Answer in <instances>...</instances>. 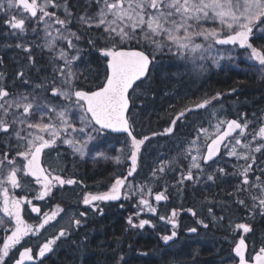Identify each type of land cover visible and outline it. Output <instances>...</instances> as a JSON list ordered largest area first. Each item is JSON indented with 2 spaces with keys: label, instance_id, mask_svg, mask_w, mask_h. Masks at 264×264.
Segmentation results:
<instances>
[{
  "label": "snow or ice",
  "instance_id": "1",
  "mask_svg": "<svg viewBox=\"0 0 264 264\" xmlns=\"http://www.w3.org/2000/svg\"><path fill=\"white\" fill-rule=\"evenodd\" d=\"M85 3V11L77 14L72 0H0V11L5 14L3 24L11 30L9 34L21 41L15 47L27 53L29 63L34 66L32 45L24 43L23 38L29 31L34 36L42 32V43L36 47L47 49L54 66L51 77H45L34 86L24 79L23 71L17 73L21 83L30 86L31 91H12L0 83V143L6 147L0 152V212L11 224L5 229L10 234L3 238L0 246V264H6L5 258L13 250L19 251L15 264L33 260V249L24 246L26 238L44 229L63 211L57 205L56 210L43 214L38 225L29 224L22 212L24 205L32 201L27 196L13 195L14 190L31 188L34 183L40 186L35 199L42 200L57 187L78 183L75 178L62 174L65 168L61 166L60 154L57 152L55 158L51 156L59 144L68 145L81 160L90 157L93 161L126 163V174L115 175L106 191L85 193L82 202L102 215L100 203L121 199L123 190L128 187V177L137 173L142 148L151 139L136 132V94L157 69L160 56L178 58L190 64L194 71L203 72L205 61L211 60L218 66L217 57L224 59L216 45H232L247 53V61L252 62L249 68L264 78V43L256 46L253 42L264 41V0H85ZM91 32L99 35L93 37ZM85 37L88 48L97 53L103 69L94 72L88 69L95 81L92 86L81 83L90 79L79 66L84 63L80 44ZM221 95L216 93L181 109L164 133H152V136L174 134L189 114L207 108ZM110 133L123 137L117 138L121 146L114 150L115 155L110 154L111 146L107 143ZM189 143L196 147L197 154L192 155L191 149L183 154L184 159L191 157V164L186 174L181 173L180 183L194 179L192 169L202 173L217 165L225 155L235 157L234 167L238 171L233 174L240 179L236 194L248 193L253 208L264 215V119L249 121L246 114L239 119L218 118L211 130L199 127ZM257 154L261 158L259 162ZM176 163L161 160L153 176L164 173ZM214 171L227 174L221 167ZM207 179L214 181L215 176L208 174ZM139 191V204L156 214L157 209L144 198L145 189L142 187ZM147 195H152L151 189H147ZM166 199L162 192L155 194L156 202ZM237 203L244 205L245 201L237 200ZM31 210L38 214L41 211L35 206ZM188 211L196 215L192 209ZM79 216L81 219L70 221L77 228L84 223L87 213L81 212ZM175 216L173 209L171 217H159L171 225L172 231L160 236L163 247L156 258L157 264H174L168 257L175 255L171 248L178 236ZM5 223L0 218V225ZM128 223L141 229L146 225L155 227L147 219L135 224L129 217ZM199 223L208 227L203 221ZM235 228L244 233L252 231L245 223L236 224ZM188 232L196 233L197 228H189ZM68 234V229L61 228L39 245L38 256L51 253L56 242ZM233 243L235 256L232 259L238 258L236 264H264V244L258 250L253 246L249 252L245 236ZM18 245L22 250L17 249ZM139 255L148 256V253ZM123 259L120 256L117 264Z\"/></svg>",
  "mask_w": 264,
  "mask_h": 264
},
{
  "label": "trees",
  "instance_id": "2",
  "mask_svg": "<svg viewBox=\"0 0 264 264\" xmlns=\"http://www.w3.org/2000/svg\"><path fill=\"white\" fill-rule=\"evenodd\" d=\"M72 3L75 5L73 11L77 14L85 11V0H72ZM90 35L96 37L99 33L91 32ZM41 41L30 42L31 54L35 56L34 66L29 63L27 55H19L22 50L19 51V48L15 47L16 44H7L1 48L3 42L0 43V51L5 53L0 61V73H3L0 83L11 87L13 91H31L30 86L21 83L17 73L23 71L24 79L28 80L31 86L41 82L45 77H51L54 71V66L50 62L51 56L47 49L36 47L37 44L42 43ZM80 47L84 50V63L79 66L86 73L89 68L93 72L97 69L102 71L97 53L88 48L87 37L81 41ZM248 65L240 64L227 76L220 75L215 80L213 73L196 72L194 74L191 72L192 67L184 61L169 55L160 56L157 69L152 71L149 80L136 94L137 107L134 116L136 132L148 135L151 139L142 148V159L132 179L136 183L135 195L132 191H128L127 199L123 198L120 201L121 210L115 208L111 211L116 220H105L96 228H89V235L81 231L79 235L76 233L71 236L70 229L69 234L54 245L55 257L50 255L37 264H77L69 259L72 249H104L88 252V257L84 260L86 264H117L120 256L124 259L119 264H157L156 258L163 247L160 236L171 232L170 224L160 220L159 217H171L173 209L176 210L175 220L179 227L176 229L178 236L175 243L171 244L175 255H170L168 259L174 261V264H234L232 246L239 231L233 229V224H229V221H232L229 219L233 218L251 227L252 231L246 237L251 249L253 246L258 249L264 244V215L259 209L253 208V202L248 193L236 194L240 179L233 174L238 171L234 167L237 164L235 157L224 156L219 159L217 165L207 168L202 173L192 169L194 179L179 182L181 173L186 174L189 166L190 157L188 159L183 157V154L192 147L189 142L195 138L199 127H205L206 123L210 124L208 119H211L212 115L208 113V108L219 103L229 109L225 112V118H241L243 114H246L249 121L264 119V79ZM88 74L89 81L81 80L84 86H92L95 82L91 79L92 74ZM216 93L222 94L218 100H214L205 109L189 114L187 119L176 127L174 134L152 136V133H164L165 128L170 126L171 119L181 109L192 107L194 102L211 98ZM232 103L238 106V115L234 114ZM117 138L123 139L122 136L108 135L107 137L108 145L111 144L109 151L112 155L116 154V152L113 153V143L117 141ZM63 156L65 162H69L66 152ZM257 157L259 162L261 159L259 154ZM161 160L177 161V163L167 168L164 173L153 176V170L159 168ZM113 163L112 161L106 163V171L113 167ZM239 163L243 164V161ZM74 165L80 167L76 176L88 184L89 192L101 191L102 187L109 183L106 181L102 186L99 177V160L93 161L90 158L86 165L75 163ZM124 165L125 163L122 164L123 167ZM217 167L224 168L227 174L215 172L214 169ZM208 174H213L215 180H208ZM142 187L145 192L151 189L153 195L162 192L167 197L163 203L155 204L152 197L148 200L156 209L159 206H165L168 209L162 213L157 210V213L153 214L143 208L139 204L141 199L139 190ZM66 199V193L60 191L56 199L58 202H53V198L50 197L47 203L55 208L59 205L63 209L62 212H65L68 211ZM237 200H244L245 204L240 205ZM142 208L143 211H141ZM133 209L136 211L137 224L139 220L147 219L155 227L150 225H146L143 229L137 227L135 233H132L128 218L133 214ZM188 209H192L196 215L193 216ZM138 212L139 215H137ZM208 215L215 220H211ZM199 221L208 224V227L204 228ZM114 226H117L121 233H113ZM9 227H11L10 223ZM192 227L197 228L196 233L188 232V229ZM2 230L3 228L0 230V245L4 236L10 234ZM42 231L43 229H40L36 234H30V238H26L27 243L22 242V244L31 247L34 252L39 246ZM57 233L58 231L53 236ZM17 249L20 250L21 246L18 245ZM18 252V250L10 252L5 258L6 264H12ZM141 252L148 253V256L139 255Z\"/></svg>",
  "mask_w": 264,
  "mask_h": 264
},
{
  "label": "flooded vegetation",
  "instance_id": "3",
  "mask_svg": "<svg viewBox=\"0 0 264 264\" xmlns=\"http://www.w3.org/2000/svg\"><path fill=\"white\" fill-rule=\"evenodd\" d=\"M12 11L15 12V9H13ZM4 18H5L4 12L0 11V43L3 42V45L1 48H4V45H7V44H17V43L21 42L15 36L9 34L11 30H9L3 24ZM42 36H43L42 32L39 35L34 36L32 34V32L29 31L28 34L23 38V42L26 44H30L31 41L41 40ZM262 43H264V41H261L259 39L254 40V44L256 46H260ZM229 47L232 50H236V51L240 52L241 54H247L243 49H239L236 46H229ZM4 55H5V53L0 51V61L2 58H4ZM19 55L20 56H26V55L28 56V54L25 53L23 50ZM32 56L35 58L34 55H32ZM50 60H51V58H50ZM247 63H252V62H247V61L241 62V61H239V65L240 64H247ZM215 68L213 70H210L209 73H207V74L213 73L215 80L220 75H222L224 77V76H227L232 71V69L230 67L225 68V67H222V65L216 66ZM10 89L12 90L11 87H10ZM0 136H2V134H0ZM13 143H15V142L13 141ZM119 148H120L119 143H117V141H116L114 143L113 153L115 154L114 150L119 149ZM5 150H6L5 145L0 143V152H3ZM56 152H58V151H54V153H56ZM64 152H66V155L69 158V162H65L66 160H63V166L62 167H64L65 170L63 171L62 174L66 178H75L78 181L77 184L65 185L63 187H57V188L53 189V193L50 196L45 197L42 200L35 199V196H36L35 189L32 191H29L27 194H26V189H24V190L16 189V190H14V192L12 194L17 195V196H21V197L27 196L28 199L32 201L31 204H25L24 205V211L22 212V215H23V218L25 219V221L28 222L29 224L38 225L40 222L37 219H35V217L32 215V210H31L32 207L33 206L40 207L41 202L43 201V202L47 203L49 201L50 197L53 198V202H58V200H56V199L58 197L59 192L64 191L66 193V197H67V199H66L67 205L66 206L68 207V211L71 213V219L72 218L81 219V217L79 216V213H81V212L87 213V216L85 218H83L84 223L79 228H77L74 224H71L70 235L73 236L76 233L79 235L81 231H84L87 233V235H89V228L94 229L99 225V223H101L105 220H109V221L116 220L115 215H113L114 213H112L111 211L115 210V208H118V210H121L120 201L123 198L128 197V191H132V193L135 195L136 183L134 180H132L134 177V174L132 176L128 177V181H127L128 187H126L123 190L122 195H121V199L119 201H117V202L110 201V202H104V203L99 204V207L103 208V214L101 215L99 212L93 211L91 206H87V205L83 204V202H82L83 196L85 193L89 192L88 184L87 183L85 184L76 176V172L80 169V167L75 166L74 163L86 165L89 163L90 158H86L84 160H81L77 156L72 154L71 150L68 152L67 151H64ZM64 152L61 154V156L63 158H64V156H63ZM108 162L109 161H106L103 159L99 160V163H100V165H99V170H100L99 177L101 179L102 186L105 185L106 181H109V183H107V185H105V187H102L103 190L94 191L93 193L106 191L107 188L110 186V183H111V181L115 175L121 174V173H123V174L127 173V164L126 163H125L124 167L122 166V164L117 165V164L113 163V167H110L108 169V171H106L105 165ZM28 179H31V178H28ZM34 185H36V184H34ZM36 186L39 187V185H36ZM131 217L133 219V223L137 224L135 209H133V214L131 215ZM0 218H3L5 221H7L6 228H8L9 227V219L7 217H4L2 212H0ZM130 228H131V232L135 233L137 227H132L130 225ZM116 232L121 233L117 229V226H114L113 233H116ZM249 233H246V234H249ZM239 237H240V235H239ZM245 237H247V235ZM37 250L38 249H36V251L34 252V256H36ZM94 250H104V249H72L71 250L72 252L69 256V259L71 260V262L75 261L77 264H86L84 262V260L86 259V257H88L87 253L94 251ZM248 251L251 252L252 249L249 247ZM54 253L56 254V249H54L53 254Z\"/></svg>",
  "mask_w": 264,
  "mask_h": 264
},
{
  "label": "rangeland",
  "instance_id": "4",
  "mask_svg": "<svg viewBox=\"0 0 264 264\" xmlns=\"http://www.w3.org/2000/svg\"><path fill=\"white\" fill-rule=\"evenodd\" d=\"M215 48L219 51L220 55H222L224 57V59H219L217 57V59H218V66H221L222 65V67H225V68H229V67L232 68V67L238 66L239 65V61L242 62L245 59H247V56H246V58H244L241 55L240 56L232 57V55H234V50H232L231 48H229V49H220V48H217L216 46H215ZM213 55H215V53H213ZM229 56L231 57V59H229ZM219 61H222V63L220 65H219ZM204 65H205L204 71L203 72H198V73L205 74L206 72H209L210 70H213L217 66L216 64H213L211 60L205 61L204 62ZM189 67H192V66L189 64ZM191 72H193L194 74L196 73V71H194L193 69L191 70ZM231 107L233 109L234 114L235 115H238V106L236 105V103H232V106ZM207 110H208V113L210 115H212V118L211 119H208V122H210V124L206 123L205 128H209L211 130V126H213V125H215L217 123V119L218 118L219 119H225V112L227 110H229V109L225 105H222V104L217 103L214 106L208 108ZM199 143L201 144V147H202V139H201V141ZM109 145L111 146V144H109ZM191 149H192L191 154L192 155H196L197 154L196 147L195 146H192ZM64 150H66L67 152L71 150V153L73 154L72 149L68 145H66V144H59L57 146V148H56L55 151H58V153L61 156V154L64 152ZM51 156L53 158H55L57 156V152L54 153V151H53L51 153ZM226 157L227 158H232V157H229V156H226ZM60 158H61V166H63V160L64 159H63L62 156ZM190 164H191V157H190V160H189V165ZM25 189H26V194L29 191H32V190L35 189V193L37 195L38 192H39L40 186L37 187L36 185L32 184V187L31 188H25ZM152 195L151 196H148L147 195V191H146L144 193V198L150 199L152 197ZM167 209L168 208L165 207V206L164 207L163 206L157 207V210L160 213H162L163 211H166ZM54 210H56V208L53 207L52 205L43 203L41 205V212H40V214H38L39 215L40 222H41V220L43 218V214L44 213H51ZM208 216H209V218L211 220H215V218L214 217H211V215H208ZM229 220H232V221H229V224H233V229L238 230L242 234L244 233V232H242V230L235 228V225L236 224H240L242 222L237 221V219H235V218L229 219ZM70 221H71V213L69 211L61 212L59 215H57V217H56V219L54 221H51L49 225H46L45 226V228L43 229V231H42V233L40 235V239H39L40 241L39 242H41V241L42 242H45L49 237L53 236V234L56 233L57 231H59L61 228H66V229L69 230L70 227H71ZM6 225H7V221H6V223L4 225H0V230L3 228L2 231H4L6 229ZM0 246H2V244ZM53 256H54V254L52 255V257Z\"/></svg>",
  "mask_w": 264,
  "mask_h": 264
},
{
  "label": "water",
  "instance_id": "5",
  "mask_svg": "<svg viewBox=\"0 0 264 264\" xmlns=\"http://www.w3.org/2000/svg\"><path fill=\"white\" fill-rule=\"evenodd\" d=\"M218 46H225V45H218ZM232 119V118H231ZM112 134H116V133H112ZM153 200L155 201V196H154V198H153ZM165 200H162V201H160V202H157V203H163ZM156 202V201H155ZM34 214L36 215L37 213H35L34 212ZM234 247V246H233ZM233 249V248H232ZM232 253H233V256H235V253L233 252V250H232ZM49 254L50 253H46V255L44 256V257H39L38 256V259L40 260V259H43V258H45V257H47V256H49ZM17 259H19V255H18V258ZM34 261V259L33 260H31V261H25V264H27V263H30V262H33ZM238 261V258H236V262ZM13 264H15V262L13 263ZM236 264V263H235Z\"/></svg>",
  "mask_w": 264,
  "mask_h": 264
}]
</instances>
